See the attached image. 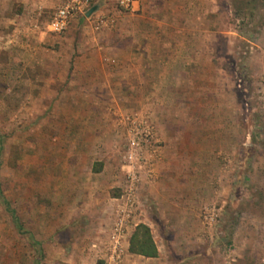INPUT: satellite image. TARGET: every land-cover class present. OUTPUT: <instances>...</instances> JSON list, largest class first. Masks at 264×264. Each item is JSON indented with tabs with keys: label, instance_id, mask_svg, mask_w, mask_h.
Listing matches in <instances>:
<instances>
[{
	"label": "rangeland",
	"instance_id": "rangeland-1",
	"mask_svg": "<svg viewBox=\"0 0 264 264\" xmlns=\"http://www.w3.org/2000/svg\"><path fill=\"white\" fill-rule=\"evenodd\" d=\"M44 1L0 0V188L41 243L39 264H75L86 248L94 250L81 264H264V0L191 4L194 32L186 34L187 20L170 15L174 4L163 0L147 9L154 25L140 9L107 0L53 33L47 25L60 1ZM152 26L148 35L139 31ZM119 42L160 44V60L176 55L162 44L190 45L193 59L202 53L212 65L191 67L190 77L158 67L154 82L74 83L82 55L110 65L120 56L102 47ZM170 69L179 70L171 79L164 77ZM99 87L111 89L108 98L74 104V91ZM133 115L153 126L158 157L151 176L141 170L138 209L112 260L114 198L127 185L124 122ZM74 204L87 212L74 217ZM140 223L149 226L157 257L129 251ZM36 259L0 204V264Z\"/></svg>",
	"mask_w": 264,
	"mask_h": 264
},
{
	"label": "crops",
	"instance_id": "crops-1",
	"mask_svg": "<svg viewBox=\"0 0 264 264\" xmlns=\"http://www.w3.org/2000/svg\"><path fill=\"white\" fill-rule=\"evenodd\" d=\"M57 0H45L46 5L50 3H54ZM60 1V0H58ZM157 1V0H138L136 5L134 6L133 10H141V17L143 19H148L151 21V24L154 25L153 21L157 19L156 13L154 11H148V7L151 2ZM163 2H168L171 4H174V11L170 13V15L176 17L177 14H182V17L187 20L186 24H183L181 27V31L186 34V33H193L194 30L190 27L189 19L191 18V12H193L190 9L191 4H198V3H205L206 0H163ZM200 8V4L198 5ZM211 8V7H210ZM206 11L202 10V13L198 14L200 17L202 15V18H206ZM112 26V25H111ZM110 26V27H111ZM152 27H150V31L148 29L141 28L139 31H143L145 35H148L149 32H152ZM177 30L179 28L177 27ZM203 31H207L206 28L202 29ZM200 34V33H199ZM122 42V41H121ZM119 42L118 44L115 43H109L107 46H103L102 48L107 50L110 53H116L120 57L115 60L112 59L109 61L110 65L104 63L102 60L95 61L92 58H86L85 55H82L80 57V61L75 63L76 67V76L74 79V83H80V82H93L95 84H114L115 82L118 83H129L131 81H139V82H154L156 81L157 78V73H158V67L162 68H174V67H179L181 68L180 71L182 73L180 75L184 76L187 75V77H190L192 74L190 73L189 69L191 67H197L203 69L204 67L211 66L212 62L209 59L204 58L202 53H199L200 55H197L196 58H192L189 51L193 50L190 45H183L179 48H168L167 44H162V50L165 52L167 51H174L176 55H170L166 53L167 59H158L156 57L155 53L158 51L157 44H152V42H147V43H142L136 47H128L127 45L121 44ZM99 49V48H98ZM203 51L207 50L205 45L202 47ZM198 52H201V47L198 48ZM110 58V56H109ZM114 63V64H113ZM100 70L101 74H96L92 75V70ZM112 68V69H111ZM171 70V69H170ZM168 70L166 71V74L164 77H170L174 78L176 75H178L179 70ZM134 71V73H133ZM178 72V73H177ZM82 73L85 75H82ZM201 76V74H199ZM136 79H133L134 77ZM203 76V75H202ZM185 77V76H184ZM186 77V78H187ZM165 79V78H163ZM169 80V79H168ZM108 91V93H111V89L104 90L103 87H99L97 90H92V91H87L86 93L82 94L81 92L74 91V104L79 103L77 101L80 98L84 99H99L101 98H108L109 95H105L104 92ZM86 96V98L84 97ZM84 111L82 108H76ZM81 112V111H80ZM88 112V111H87ZM116 198H114L115 200ZM87 209L84 208L83 206H79L77 204H74V217L79 215V213L83 214L86 213ZM87 215V214H85ZM87 217V216H86ZM85 217V220H86ZM92 250L94 248L90 249H83L80 251V253L77 255L78 258H75V264H81L80 259H84L85 257L89 256L91 254ZM79 261V262H78Z\"/></svg>",
	"mask_w": 264,
	"mask_h": 264
},
{
	"label": "built area",
	"instance_id": "built-area-1",
	"mask_svg": "<svg viewBox=\"0 0 264 264\" xmlns=\"http://www.w3.org/2000/svg\"><path fill=\"white\" fill-rule=\"evenodd\" d=\"M107 0H60L48 30L53 33L65 31L71 19L78 14L86 16L87 11L98 3ZM138 0H116L118 6L133 9ZM127 130V150L125 153L127 185L117 201V215L113 222L109 236V259L115 260L121 256V242L125 237L128 224L136 215L138 189L141 170L152 173L154 162L158 157V145L153 126L141 116H127L125 119ZM151 176V174H150Z\"/></svg>",
	"mask_w": 264,
	"mask_h": 264
},
{
	"label": "trees",
	"instance_id": "trees-1",
	"mask_svg": "<svg viewBox=\"0 0 264 264\" xmlns=\"http://www.w3.org/2000/svg\"><path fill=\"white\" fill-rule=\"evenodd\" d=\"M254 2L255 0H246V1L240 0L239 1V3H244V6L246 7L253 4ZM233 6L235 8V2L233 3ZM235 9H236V14H237V11H239V8L236 7ZM3 148H4V136L0 133V155L2 153ZM0 204L3 207L4 211L9 215L15 229L20 234L26 236V239L28 240L30 245L38 253V259H36V262L39 264L40 260L44 256L41 243L38 240H36L28 231L24 229L19 217L17 216L15 210L12 208L8 199L5 197L1 188H0ZM129 251L131 253L144 256L146 258L157 257L158 249L153 240L149 226L140 223L135 227L130 237V240H129Z\"/></svg>",
	"mask_w": 264,
	"mask_h": 264
},
{
	"label": "water",
	"instance_id": "water-1",
	"mask_svg": "<svg viewBox=\"0 0 264 264\" xmlns=\"http://www.w3.org/2000/svg\"><path fill=\"white\" fill-rule=\"evenodd\" d=\"M97 9H98V5H97V4L94 5V6H92V7L87 11L86 16H87V17L90 16V15H91L93 12H95Z\"/></svg>",
	"mask_w": 264,
	"mask_h": 264
}]
</instances>
